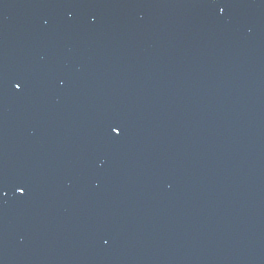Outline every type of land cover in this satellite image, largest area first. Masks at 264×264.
<instances>
[{
    "label": "water",
    "instance_id": "1",
    "mask_svg": "<svg viewBox=\"0 0 264 264\" xmlns=\"http://www.w3.org/2000/svg\"><path fill=\"white\" fill-rule=\"evenodd\" d=\"M0 264H264V0H0Z\"/></svg>",
    "mask_w": 264,
    "mask_h": 264
},
{
    "label": "snow or ice",
    "instance_id": "2",
    "mask_svg": "<svg viewBox=\"0 0 264 264\" xmlns=\"http://www.w3.org/2000/svg\"><path fill=\"white\" fill-rule=\"evenodd\" d=\"M16 87H17V88H19V87H20V85H19V84H17V85H16ZM113 131L119 132L120 130H119L118 128H114V129H113ZM20 191H23V189H20Z\"/></svg>",
    "mask_w": 264,
    "mask_h": 264
}]
</instances>
